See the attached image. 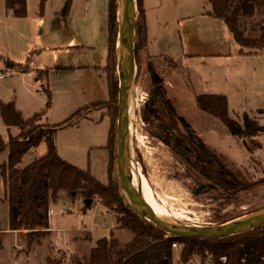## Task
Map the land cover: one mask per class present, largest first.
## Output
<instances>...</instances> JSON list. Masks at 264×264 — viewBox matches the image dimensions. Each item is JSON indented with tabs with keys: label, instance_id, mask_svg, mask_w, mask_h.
Here are the masks:
<instances>
[{
	"label": "rangeland",
	"instance_id": "obj_1",
	"mask_svg": "<svg viewBox=\"0 0 264 264\" xmlns=\"http://www.w3.org/2000/svg\"><path fill=\"white\" fill-rule=\"evenodd\" d=\"M67 1L49 0L46 23L40 30V42L45 47H39L34 54L37 62H41L45 69L48 68L47 84L44 81L43 86L48 88L49 94H47L51 98L49 109L46 108L47 96L44 92L38 91L39 89L43 91L38 83L31 79L25 81L17 75L18 73L8 75L5 70L2 72L5 78L0 80V99L14 97L16 107H19L27 118L35 112L42 113L37 114L40 117L49 116L48 122L56 129L59 156L72 165L90 171L96 179L105 184L108 183L109 178L108 166L112 163L111 173L118 181V195L127 207L134 209L124 196L120 180L122 173H129V166L120 163L117 157L119 118L114 126L113 133L116 135V140L112 145L113 153L110 158L106 145L111 128V118L108 113L112 114L113 104L96 103V101L108 100L110 96L107 86L106 51L110 42L109 0H72L69 14L64 11ZM125 2L126 0H119L120 19ZM166 2L170 5L166 6V11L163 7L161 16L168 20L166 28L169 29H164L167 38L182 27L179 24L183 18L191 16L187 19L192 21L198 18L200 8L212 9V5L207 0H166ZM171 2L174 3V7ZM158 3L160 2H157L156 6ZM140 4L141 1L136 0L134 48L138 39L145 40L141 29L143 13ZM64 16H69L68 24H65ZM152 20L155 21V18ZM213 22L211 18H206V22L196 20L187 28L195 33H205L211 45L219 52H222V49L228 52L231 49L233 52L235 47H239L226 24L221 22L226 31L223 33ZM262 26H264V4L256 6L252 17L241 18V28L248 38H259L263 32ZM119 33L115 48L117 106L121 84L117 59ZM186 39L189 41L192 38L189 39L183 34V41ZM174 40L172 39L171 42ZM127 44L123 58L128 63L130 50L129 48L126 50ZM65 46L67 47L64 48ZM256 50L260 49L247 47L246 51ZM147 52L140 48L138 54L134 55L132 66L128 67L134 89L130 97L131 108L128 109V139L135 148L139 167L148 177L159 203L173 214L181 215L180 218L172 216L177 223L195 228L213 224L218 216L236 219L259 213L260 208L264 207V133L254 138L232 134L221 119L199 107L196 97L200 94L229 95L227 96L230 102L229 114L232 118L243 123V114L248 112L249 121L254 122L256 119L264 126V112L260 110H264V58L262 64L251 60L250 65H247L244 60L242 63L206 61L202 60L201 56L194 55L187 65L183 58L177 56L182 54V51L176 48L167 52L175 56L159 60L152 59ZM151 66L164 78L167 96L178 116H183L187 120L196 135L208 148L218 153L231 170L247 180L258 181L259 186H255L233 201L227 195H223L219 185L213 184L207 177L188 165L177 151L161 138L158 130L151 124L148 113H144L145 104L151 102L153 98L154 85L148 72ZM235 66L240 68L233 70ZM5 69L7 70L8 67ZM98 76H103L104 85L94 87L93 80ZM102 81L100 79V83ZM6 101L9 102L0 100V142L5 144L8 143L10 134L13 136L19 134L18 128L16 131L8 129L1 119V104L7 103ZM38 123L50 129L45 121L38 120ZM183 132L185 133L184 126L176 133ZM6 134L7 138H4ZM7 151L0 152V166L8 160ZM47 153V143L43 142L37 150L24 156L19 167L24 168L36 158H44ZM1 178L0 168V180ZM75 196L73 198L70 193L62 191L59 199L55 202L50 201V210L55 211L49 218L52 233L45 238L30 235L34 241L33 246L27 244L29 230L9 227V206L7 207L8 203L3 199L0 203V230L7 229L6 232L9 234H4L3 231L0 233L4 237V239L0 238V264H49V259L54 260L57 257L62 258L64 264H71L74 259L88 258L97 240L109 237L112 232L122 244L133 238V233L130 231L119 230L116 213L108 210L100 197H84L82 194ZM88 198L92 200L89 207L85 203ZM85 208L89 209L85 212ZM256 209L260 211L252 212ZM138 212L145 216L144 213ZM182 250L180 244L174 249V263L181 262ZM193 260L209 262L210 258L195 256Z\"/></svg>",
	"mask_w": 264,
	"mask_h": 264
},
{
	"label": "trees",
	"instance_id": "obj_2",
	"mask_svg": "<svg viewBox=\"0 0 264 264\" xmlns=\"http://www.w3.org/2000/svg\"><path fill=\"white\" fill-rule=\"evenodd\" d=\"M46 1L42 0L41 10H44ZM140 1L143 13L141 29H143L145 40L138 39L134 48L136 55L140 48L147 51L149 47L144 0ZM207 1L212 4L210 15L227 24L241 47L264 49V26H262L261 36L257 39L246 37L241 28V18L252 17L256 6L264 4V0ZM5 2L6 7L12 9L16 17L27 16V0H5ZM71 2L72 0H68L67 11L70 9ZM119 19V0H109L110 42L107 78L110 96L108 100L96 103L113 104L112 114L108 113L111 118V128L106 145L110 158L113 153L112 145L116 140V135L113 133L114 126L119 118L120 110L119 105H116L118 79L115 72ZM148 72L154 88L152 101L145 104L144 113H148L151 124L158 130L161 138L171 145L188 165L207 177L213 184L219 185L223 195H227L233 201L255 186H259L258 181L247 180L231 170L218 153L207 147L187 120L183 116H178L167 96L164 78L153 66ZM196 101L202 110L221 119L232 134L238 137H257L264 133V126L256 119L254 122L249 121L248 113L244 115L243 123L232 118L229 114V101L226 95H197ZM1 117L8 127L15 126L20 129V134L17 137L10 136L8 143L0 142V152L6 150L9 152L7 162L0 168L5 186L4 199L9 205L10 227L29 230L28 245L33 246L34 243L30 235L45 238L52 232L49 228L50 201L55 202L60 198L61 192L66 191L73 198L80 194L84 197H100L108 210L116 213L119 230L133 233V238L122 244L112 232L109 237L98 240L88 258L74 259L71 264H264V226L224 238L167 237L163 228L122 202L121 196L118 195V181L111 173L112 163L108 166L109 178L108 183L105 184L96 179L90 171L72 165L59 156L55 131L47 129L46 125L39 124L38 120L41 121L42 118L39 115L25 119L16 108V103L9 101L1 104ZM182 126L185 128V133H176L181 131ZM42 142L47 143V156L20 168L19 164L24 156L32 149L38 148ZM209 188L211 189V184ZM88 209L85 208V212ZM231 219V217L226 219L224 216H218L213 224H220ZM175 242L183 247L182 260L179 263H174L173 243ZM195 256L210 258V261L196 262L193 260ZM48 262L64 264L60 257L54 260L49 259Z\"/></svg>",
	"mask_w": 264,
	"mask_h": 264
},
{
	"label": "crops",
	"instance_id": "obj_3",
	"mask_svg": "<svg viewBox=\"0 0 264 264\" xmlns=\"http://www.w3.org/2000/svg\"><path fill=\"white\" fill-rule=\"evenodd\" d=\"M41 2L42 0H27V10H28L27 16L24 18H19L15 16L14 11L12 9H8L6 7L5 0H0V69H4L5 67L9 66L7 61L8 62L12 61L13 63H15V65L20 66V67L27 65L28 67L24 70L25 72H20L17 75H20L25 81L27 79L34 80L36 83L39 84V86H41L43 91H40V89L38 91L44 92L46 94L47 96L46 108L49 109V105H50L49 103H51V98L48 96L49 94V91L47 90L48 88L43 86L44 81L47 84L46 77L48 75V68L45 69L44 65L41 62H37V59L34 58V54L38 51V48L45 47V45H41V42H40V39H41L40 30H41V26H43L46 23L45 18L47 14L49 0L46 1L44 10H41ZM157 2H160V3H158V5L156 6ZM67 3H66V6H67ZM168 4L169 3L166 2V0L164 1L163 0H144V7H145V13H146V25H147V33H148V40H149V47L147 50L148 51L147 54L152 59L159 60L165 57H173L175 55L167 54V52H169V50L172 48H176L179 51H182V54H179L177 56L183 58V60H185V63L187 65L189 63V60L194 55H199L201 56L202 60L204 59L206 61L207 60L208 61H225V62L236 61V62L242 63V60H244L247 65H250V61L252 60V61H256L259 64H262V59L264 58V49L256 50V51H246L247 48H243L237 43L233 34L229 30V27L227 26V24L223 20L217 19L210 15V12L212 11L211 7L209 10L207 9V7L200 8L198 11V15H197L198 18L192 19V21L190 19H187V17H191V16H187L183 18V20L179 24L182 27L181 28L179 27L176 31H174L170 37L168 38L165 37L164 29H169V28H166L168 20L162 17L161 15L163 13V7H164V10L166 11V6ZM171 5L174 7V3L171 2ZM71 9H72V2H71L69 11L66 10V7L64 11L66 14H69ZM58 15L59 13L56 14V16ZM152 18H155V21H153ZM206 18L213 19L214 21L213 23L217 26L218 29H221L223 33L226 31L224 30L221 22L224 25L226 24L234 41L239 47H235L233 52L231 49L229 50V52L226 49H222V52H219L218 49L214 48L211 45V41L209 40V37L205 33H195L192 30L187 28L188 26H190L191 23L195 22L196 20H202L206 22ZM64 19H65V24H68L69 16H64ZM108 31H109V28H108ZM183 34H186L189 37V39L190 38L192 39L189 41L188 39L183 41ZM172 39H175V40L171 42ZM15 44H17V46H15ZM179 46H180V49H179ZM66 47L67 46H65L64 48ZM106 51H107V55L109 56V42H108V48L106 49ZM108 56H107V62H108ZM239 68H240L239 66H235L233 70H236ZM43 72H44L45 80H43L42 78ZM99 78L103 80L102 83H100ZM0 80H4V79H0ZM100 85L101 86L104 85L103 76H98V78H95L93 80L94 87H97ZM107 86H108V81H107ZM200 95H203V94H200ZM13 99L15 98L11 97V98L0 99V100L11 101ZM100 101H106V100H100ZM96 102H99V101H96ZM16 108H18V110L21 112V114L23 115L25 119H30L37 114H41L40 112H35L34 114L31 115V117L27 118L23 114V112L19 109V107H16ZM229 109H230V105H229ZM260 110L264 112L263 109H260ZM260 110L259 112H261ZM246 113L248 112H245L243 115H245ZM42 118H41V122L45 121L46 123H48L49 128L54 130L56 134V129L53 127L52 124L48 122L49 116L44 115L42 116ZM6 127L8 129H14V131H16L18 128L15 126L8 127L7 125ZM19 134H20V129H19ZM10 136H13V135L10 134ZM10 136L8 138V142H9ZM17 136H13V137H17ZM4 138H7V134L4 135ZM37 149L38 148L32 149L30 152H33ZM7 153L9 154L8 151ZM0 188H1L0 203H1L3 202L4 196H5V186H4L3 179L0 180ZM8 206L9 205H7V207ZM8 211H9V207H8ZM8 229L11 230L10 228ZM0 231H1L0 233L4 232V234H9L6 232L8 231L7 229L0 230ZM0 238L4 239L3 235H0ZM97 242H96V245H97Z\"/></svg>",
	"mask_w": 264,
	"mask_h": 264
},
{
	"label": "water",
	"instance_id": "obj_4",
	"mask_svg": "<svg viewBox=\"0 0 264 264\" xmlns=\"http://www.w3.org/2000/svg\"><path fill=\"white\" fill-rule=\"evenodd\" d=\"M125 3L124 12L120 19L121 27L119 45L117 48V59L121 78L118 102L120 110L118 119L119 144L117 157L120 163L124 164L126 167L129 166V173H126L127 181L136 185L142 196H144L151 205L153 216L148 214H145V216L163 228L166 231L167 237L224 238L232 234L247 232L264 226V209L256 211H260L259 213L228 220L220 224H210L198 228L181 225L177 223L173 217L167 218L160 214L159 201L155 196L148 177L139 167L135 157V148L128 139V109L132 102L130 97L134 90L131 73L128 71V67L132 66L135 55L134 34L136 0H126ZM126 44V50L128 48L130 50L128 63L123 58ZM85 203L89 206L92 200L86 199Z\"/></svg>",
	"mask_w": 264,
	"mask_h": 264
},
{
	"label": "bare ground",
	"instance_id": "obj_5",
	"mask_svg": "<svg viewBox=\"0 0 264 264\" xmlns=\"http://www.w3.org/2000/svg\"><path fill=\"white\" fill-rule=\"evenodd\" d=\"M46 4V2H45ZM8 63V68L14 70L16 73H20V72H25L24 70L28 67L26 66H17L15 65V63H13L12 61H7ZM43 80H45L44 77V72H43V76H42ZM48 78V75L46 77V79ZM127 123H128V118H127ZM121 185H122V190L124 195L126 196V199L128 201V203L136 210L144 213V214H148L153 216L152 213V209H151V205L150 203L145 199L144 196H142L141 192L139 191L138 187L136 185H134L133 183H129L126 179V174L122 173V178H121ZM159 211L160 214L167 217V218H172V216H177L175 214H173L169 209H167L166 207H164L162 204L159 203Z\"/></svg>",
	"mask_w": 264,
	"mask_h": 264
},
{
	"label": "built area",
	"instance_id": "obj_6",
	"mask_svg": "<svg viewBox=\"0 0 264 264\" xmlns=\"http://www.w3.org/2000/svg\"><path fill=\"white\" fill-rule=\"evenodd\" d=\"M4 70L6 71V73H7L8 75H14V74L16 73L14 70H12V69H10V68H8L7 70H6L5 68H4V69H0V79H4V78H5V75L2 73ZM54 213H55L54 210H50L49 215H50V214H54ZM178 245H179V243H177V242L173 243V247H174V249L177 248ZM56 246H57V245H56Z\"/></svg>",
	"mask_w": 264,
	"mask_h": 264
}]
</instances>
